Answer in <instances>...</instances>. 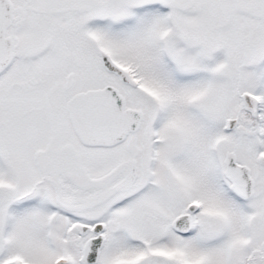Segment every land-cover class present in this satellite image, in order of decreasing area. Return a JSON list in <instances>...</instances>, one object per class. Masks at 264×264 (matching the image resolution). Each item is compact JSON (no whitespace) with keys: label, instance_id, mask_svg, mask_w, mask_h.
Instances as JSON below:
<instances>
[{"label":"snow or ice","instance_id":"6c2138e0","mask_svg":"<svg viewBox=\"0 0 264 264\" xmlns=\"http://www.w3.org/2000/svg\"><path fill=\"white\" fill-rule=\"evenodd\" d=\"M0 264H264V0H0Z\"/></svg>","mask_w":264,"mask_h":264}]
</instances>
